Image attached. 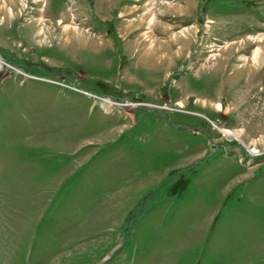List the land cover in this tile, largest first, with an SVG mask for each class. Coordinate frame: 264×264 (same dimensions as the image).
<instances>
[{
  "label": "rangeland",
  "instance_id": "374dc122",
  "mask_svg": "<svg viewBox=\"0 0 264 264\" xmlns=\"http://www.w3.org/2000/svg\"><path fill=\"white\" fill-rule=\"evenodd\" d=\"M0 58V264H264V0H0Z\"/></svg>",
  "mask_w": 264,
  "mask_h": 264
},
{
  "label": "bare ground",
  "instance_id": "6f19581e",
  "mask_svg": "<svg viewBox=\"0 0 264 264\" xmlns=\"http://www.w3.org/2000/svg\"><path fill=\"white\" fill-rule=\"evenodd\" d=\"M35 1H36V0H35ZM10 11H11V10H10ZM151 19H152V18H151ZM39 22L42 23V18H41V17H40V19H39ZM58 22H59V23H62V20L59 19ZM62 24H66V23H62ZM68 25H69V24H68ZM68 25L66 24V27H67ZM66 27H64V28L66 29ZM147 27H148V26H147ZM73 28H74V27H73ZM41 31H42V27H41V25H40V28H39V32H38V33L40 34ZM258 50H259V49H257V52L254 54V57H253L254 60L257 59L256 57H257V55H258ZM1 61H2V59L0 58V66H1ZM107 98H108V97H107ZM110 103H113V102H112V99H111V98H108V100H107L106 103L104 104V107H105L106 109H108V108L110 107V105H111ZM181 104H182V103L179 102L178 105H181ZM219 105H220V104H218V103L215 105V106L217 107V109H219ZM225 129H227V130H223L224 133H232V132L229 130L230 128H225ZM235 133H236V132H235ZM235 133H234V134H235ZM250 151L252 152V154H259V152H258L257 149H256V150L253 149V150H250ZM249 154H250V152H249ZM250 155H251V154H250ZM251 156H254V155H251Z\"/></svg>",
  "mask_w": 264,
  "mask_h": 264
},
{
  "label": "built area",
  "instance_id": "2783aa9c",
  "mask_svg": "<svg viewBox=\"0 0 264 264\" xmlns=\"http://www.w3.org/2000/svg\"><path fill=\"white\" fill-rule=\"evenodd\" d=\"M102 98H105V97H102ZM106 99V98H105ZM250 152L251 155H256V154H252V152L250 150H248Z\"/></svg>",
  "mask_w": 264,
  "mask_h": 264
}]
</instances>
